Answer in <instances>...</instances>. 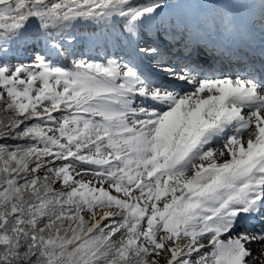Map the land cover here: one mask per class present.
I'll return each instance as SVG.
<instances>
[{
	"label": "snow or ice",
	"instance_id": "snow-or-ice-1",
	"mask_svg": "<svg viewBox=\"0 0 264 264\" xmlns=\"http://www.w3.org/2000/svg\"><path fill=\"white\" fill-rule=\"evenodd\" d=\"M0 264H264V0H0Z\"/></svg>",
	"mask_w": 264,
	"mask_h": 264
},
{
	"label": "bare ground",
	"instance_id": "bare-ground-1",
	"mask_svg": "<svg viewBox=\"0 0 264 264\" xmlns=\"http://www.w3.org/2000/svg\"><path fill=\"white\" fill-rule=\"evenodd\" d=\"M221 1H223L224 3H225V2H235V1H233V0H221ZM199 2H200V3H203V4H211V3L214 2V1H213V0H199ZM241 11H242V10H240L239 12H241ZM207 12H209L210 15L213 14L210 8L207 9ZM239 12H238V13H239ZM242 12L246 13V12H247V9H244ZM238 15L240 16L241 13H239ZM217 147H219V146H217ZM220 162H223V161H220Z\"/></svg>",
	"mask_w": 264,
	"mask_h": 264
},
{
	"label": "rangeland",
	"instance_id": "rangeland-1",
	"mask_svg": "<svg viewBox=\"0 0 264 264\" xmlns=\"http://www.w3.org/2000/svg\"><path fill=\"white\" fill-rule=\"evenodd\" d=\"M31 57H27V58H24V59H30ZM62 63H64L66 66H70L71 65V61L70 60H63Z\"/></svg>",
	"mask_w": 264,
	"mask_h": 264
}]
</instances>
